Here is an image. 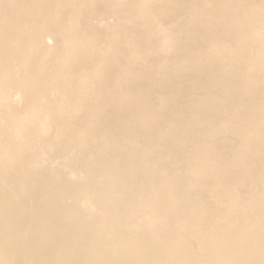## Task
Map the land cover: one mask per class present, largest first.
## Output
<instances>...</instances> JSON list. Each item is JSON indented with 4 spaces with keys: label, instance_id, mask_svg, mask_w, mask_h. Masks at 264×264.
I'll use <instances>...</instances> for the list:
<instances>
[{
    "label": "bare ground",
    "instance_id": "bare-ground-1",
    "mask_svg": "<svg viewBox=\"0 0 264 264\" xmlns=\"http://www.w3.org/2000/svg\"><path fill=\"white\" fill-rule=\"evenodd\" d=\"M264 0H0V264H260Z\"/></svg>",
    "mask_w": 264,
    "mask_h": 264
},
{
    "label": "snow or ice",
    "instance_id": "snow-or-ice-1",
    "mask_svg": "<svg viewBox=\"0 0 264 264\" xmlns=\"http://www.w3.org/2000/svg\"><path fill=\"white\" fill-rule=\"evenodd\" d=\"M260 264H264V259H262V260L260 261Z\"/></svg>",
    "mask_w": 264,
    "mask_h": 264
}]
</instances>
